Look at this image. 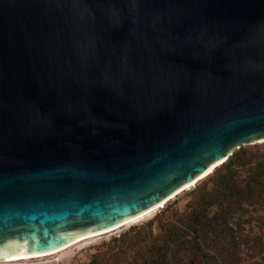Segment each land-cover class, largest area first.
I'll use <instances>...</instances> for the list:
<instances>
[{
    "label": "water",
    "instance_id": "95a60500",
    "mask_svg": "<svg viewBox=\"0 0 264 264\" xmlns=\"http://www.w3.org/2000/svg\"><path fill=\"white\" fill-rule=\"evenodd\" d=\"M262 141L264 0H0V261L115 229Z\"/></svg>",
    "mask_w": 264,
    "mask_h": 264
},
{
    "label": "rangeland",
    "instance_id": "374dc122",
    "mask_svg": "<svg viewBox=\"0 0 264 264\" xmlns=\"http://www.w3.org/2000/svg\"><path fill=\"white\" fill-rule=\"evenodd\" d=\"M237 152L245 153L253 163L246 168H237L238 181L246 187L257 174L260 163L264 162V141L244 146L235 153ZM221 167L163 207L134 223L85 240L56 255L10 263L0 261V264L161 263L167 249L165 241L169 237L171 226L183 227L187 217L199 209L200 192H209L214 188V183L210 180ZM216 211L211 210L208 216L212 217ZM235 213L234 218L230 220V226L235 228L242 238L235 243L230 237L222 236L216 243L213 240L216 236H210L207 244H202L207 257L199 264H264V191H257L253 203L243 205V208L235 210ZM170 248L173 253L174 246L171 245ZM192 258L189 254H180L178 262L189 264Z\"/></svg>",
    "mask_w": 264,
    "mask_h": 264
},
{
    "label": "trees",
    "instance_id": "16d2710c",
    "mask_svg": "<svg viewBox=\"0 0 264 264\" xmlns=\"http://www.w3.org/2000/svg\"><path fill=\"white\" fill-rule=\"evenodd\" d=\"M252 164L245 153L237 152L214 173L210 180L214 183V188L209 192H200L199 209L187 217L183 227L171 226L169 237L165 241L167 249L158 264H181L178 262L180 254L193 257L189 264H199L207 257L202 244L206 245L210 236H216L213 239L216 243L222 236L230 237L235 243L242 238L230 226V220L236 215L235 210L253 203L257 191H264V162L260 163L257 174L246 187L238 181L237 168H246ZM214 209L217 211L209 217L208 214ZM171 245L175 248L173 253Z\"/></svg>",
    "mask_w": 264,
    "mask_h": 264
},
{
    "label": "bare ground",
    "instance_id": "6f19581e",
    "mask_svg": "<svg viewBox=\"0 0 264 264\" xmlns=\"http://www.w3.org/2000/svg\"><path fill=\"white\" fill-rule=\"evenodd\" d=\"M223 162H224V161L219 162V163L215 164L214 166H212V167H211V168H210L205 174H203V175H201L200 177H198V178H197L192 184L186 185L184 188H182L180 191H178L175 195H173L169 200L175 198L177 195L181 194L183 191L189 189L190 187L195 186L196 183H198L200 180H202V179H204L205 177H207V176H209L210 174H212L213 171H214L217 167H219ZM166 203H167V201L162 202L160 205H158V206H156V207H154V208H152V209H150V210H148V211L142 213L141 215H139V216H137V217H134V218H132V219L126 221L124 224H122L121 226H119V227H117V228H115V229H112V230L107 231V232H104V233H99V234H97V235H90V236H88V237H84V238L78 239V240H76V241L70 243L68 246H66V247H64V248H61V249H59V250H56V251H54V252H52V253H49V254H46V255L17 256V257H13V258L8 259V260H6L5 262L10 263V262H18V261H28V260H31V259H38V258H42V257H48V256H52V255L59 254V253L63 252L64 250H66V249H68V248H70V247H72V246H74V245H77V244H79V243H81V242H83V241H85V240H89V239H92V238H95V237H98V236H101V235H104V234L111 233V232H113V231H115V230H118L119 228H122V227L128 225V224L134 223V222H136V221H138V220L144 218L145 216H147V215L153 213V212L156 211L157 209L163 207Z\"/></svg>",
    "mask_w": 264,
    "mask_h": 264
}]
</instances>
